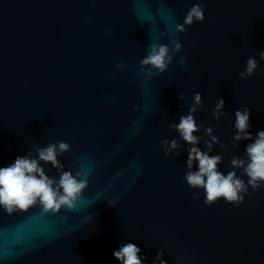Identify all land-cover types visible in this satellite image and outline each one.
Listing matches in <instances>:
<instances>
[{
    "label": "water",
    "instance_id": "obj_1",
    "mask_svg": "<svg viewBox=\"0 0 264 264\" xmlns=\"http://www.w3.org/2000/svg\"><path fill=\"white\" fill-rule=\"evenodd\" d=\"M195 3L205 20L175 31ZM157 41L183 50L149 80L140 61ZM262 50L264 0H0V166L65 141L66 169L91 168L75 209H0V264H119L127 242L147 264L161 250L168 264H264V188L208 206L185 181L187 144L180 157L163 148L199 92L197 122L225 145L212 154L229 171L249 143H232L235 111L252 110L253 136L264 130ZM249 57L259 68L241 79Z\"/></svg>",
    "mask_w": 264,
    "mask_h": 264
},
{
    "label": "clouds",
    "instance_id": "obj_2",
    "mask_svg": "<svg viewBox=\"0 0 264 264\" xmlns=\"http://www.w3.org/2000/svg\"><path fill=\"white\" fill-rule=\"evenodd\" d=\"M205 18L204 5L195 3L187 11L183 23L174 24L175 31L185 32L189 26L203 22ZM166 35V31L161 32V36ZM182 50L183 44L179 41H174V46L152 42L147 55L140 61L141 71L149 80L157 74L165 73ZM260 59H264V50L260 51ZM179 63L184 65L186 61L182 57ZM258 68V60L249 57L245 70L239 75L241 79H248ZM25 83L27 86V81ZM179 99H185L182 93L179 94ZM203 106V96L197 92L187 114L181 115L178 122L170 125L178 133V138L163 140L165 154L180 157L184 149L180 141L185 142L188 146L187 171L184 177L187 184L198 193L202 192L204 203L208 206L223 199L239 207L250 194V189L255 192L264 188V130L257 131L253 136L250 131L252 110L242 107L235 111L232 143L235 147H239L242 141L249 143L243 156H234L230 161V170L225 172L220 167L224 162V155L212 154L215 145H225L221 144L212 127L205 128L197 122L196 113ZM180 107L182 109L183 105ZM224 115L225 100L220 98L213 116L219 121ZM202 130L204 135H198ZM202 142L205 145L203 149L200 146ZM71 150L68 142H51L37 147L34 152L18 155L6 166H0V209L9 215L27 211L37 204L45 212L55 213L62 208L75 209L88 187L91 168L81 165L76 170L66 169L61 157ZM44 165L55 168L57 175H49ZM113 256L119 264H147L148 261V257L142 254V249L132 242L122 244L113 251ZM152 264H168L163 250L157 253Z\"/></svg>",
    "mask_w": 264,
    "mask_h": 264
}]
</instances>
